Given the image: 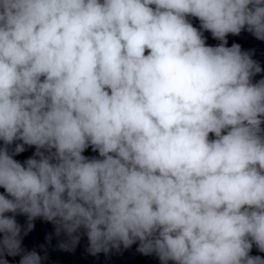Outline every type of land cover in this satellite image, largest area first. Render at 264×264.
Masks as SVG:
<instances>
[{"label": "clouds", "instance_id": "clouds-1", "mask_svg": "<svg viewBox=\"0 0 264 264\" xmlns=\"http://www.w3.org/2000/svg\"><path fill=\"white\" fill-rule=\"evenodd\" d=\"M245 29L264 40V0H0V264H42L37 218L63 251L83 229L94 256L264 264V79L226 46Z\"/></svg>", "mask_w": 264, "mask_h": 264}]
</instances>
